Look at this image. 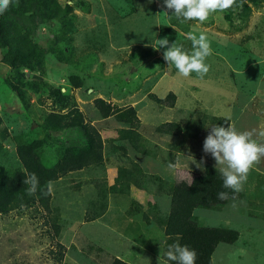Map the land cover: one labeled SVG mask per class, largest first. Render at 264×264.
<instances>
[{
	"label": "rangeland",
	"instance_id": "obj_1",
	"mask_svg": "<svg viewBox=\"0 0 264 264\" xmlns=\"http://www.w3.org/2000/svg\"><path fill=\"white\" fill-rule=\"evenodd\" d=\"M12 1L8 37H0V166L19 169L16 148L27 144L46 168L86 138L99 154L49 183L48 211L0 214V264H165L176 244L159 225L169 215L168 190H186L194 177L212 178L223 167L203 152L210 128L222 126L210 118L264 145V0L183 24L163 15H172L163 0ZM187 32L210 42L203 79L179 75L163 59L166 49H156L167 37L191 54ZM168 94L171 108L155 102ZM96 100L134 110L135 147L119 133L129 126L104 117ZM165 122L186 133H158ZM115 179L119 192L110 193ZM239 193L217 210L191 213L198 226L237 232L232 244L216 246L211 264H264V157ZM94 205L102 213L88 221Z\"/></svg>",
	"mask_w": 264,
	"mask_h": 264
},
{
	"label": "trees",
	"instance_id": "obj_2",
	"mask_svg": "<svg viewBox=\"0 0 264 264\" xmlns=\"http://www.w3.org/2000/svg\"><path fill=\"white\" fill-rule=\"evenodd\" d=\"M14 1L11 2L7 11L0 14V37L6 38L9 32L5 25L12 13L16 9ZM19 49L11 50V57L7 61L9 68L16 66L15 60L20 55ZM9 88L10 85L6 84ZM158 104H163L171 108L174 102V96L168 94L165 99H155ZM104 117L113 116L118 122L126 123L129 128L119 131L122 140H127L131 144L138 140V119L132 108L115 109L101 100L95 101ZM212 124L219 123L227 127L228 121L212 117ZM157 132L165 135H178L186 133V129H181L175 122H165L157 127ZM94 143V144H93ZM99 146L92 139L86 138L82 147H64L58 153L57 161L50 167L41 165L37 156L32 153L33 144L18 146L16 155L20 163V168L13 171H7L0 166V214H7L12 210H35L48 211L49 191L48 185L62 175L80 170L91 164L93 156L99 152L94 147ZM30 174H35L38 179V185L34 193H30V184L24 183ZM117 179L115 184L107 190L110 193H117ZM227 192L228 198L220 200L217 194ZM105 197V193L103 194ZM170 196V211L165 222L159 225L163 227L165 236H174L176 244L187 245L197 253L195 264H211L210 257L218 244H232L237 239V232L227 228H210L198 226L191 221V213L194 209L201 208L205 210H217L233 200L241 199L240 193H233L232 190L223 187V178L221 173H215L212 178L203 176L194 177L186 190L172 187L168 190ZM96 212L95 205L92 206ZM100 210L103 209L99 208ZM99 210V211H100ZM102 211L94 213L88 217L92 221L101 215ZM54 225V234L57 232V225ZM117 264H124L120 261H114Z\"/></svg>",
	"mask_w": 264,
	"mask_h": 264
},
{
	"label": "clouds",
	"instance_id": "obj_3",
	"mask_svg": "<svg viewBox=\"0 0 264 264\" xmlns=\"http://www.w3.org/2000/svg\"><path fill=\"white\" fill-rule=\"evenodd\" d=\"M12 0H0V14L9 8ZM151 2V0H150ZM164 7L172 12V15L164 13L165 17L175 18L180 23L198 21L203 23L212 13H224L232 9L233 6H243V0H163ZM192 43V52L182 49L176 41L169 44L167 37L156 40V49L164 48L163 59L168 67L174 66L178 74L189 77L191 73H196L198 78L203 79L209 72L210 65L206 64V58L212 54L210 42L203 33L197 36L193 32L184 33ZM203 152L210 154L216 161V165H223L220 168L223 187L239 193L243 190L244 183L247 182L250 169L253 165L264 157V145H258L251 140L250 134L238 132L235 125L213 126L203 141ZM191 158V157H190ZM192 159V158H191ZM203 162V161H202ZM201 162V163H202ZM169 168H174V163H169ZM31 185L29 192L34 193L38 185L35 174H30L24 181ZM217 198L224 200L228 198L227 192H220ZM165 264H195L197 253L187 245L173 244L166 252Z\"/></svg>",
	"mask_w": 264,
	"mask_h": 264
},
{
	"label": "crops",
	"instance_id": "obj_4",
	"mask_svg": "<svg viewBox=\"0 0 264 264\" xmlns=\"http://www.w3.org/2000/svg\"><path fill=\"white\" fill-rule=\"evenodd\" d=\"M128 226V225H127ZM120 239H123L122 237Z\"/></svg>",
	"mask_w": 264,
	"mask_h": 264
}]
</instances>
